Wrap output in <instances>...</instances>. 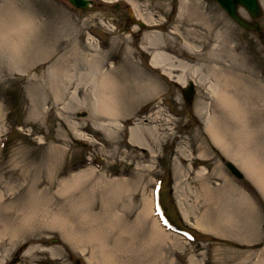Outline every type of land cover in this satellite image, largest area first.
Wrapping results in <instances>:
<instances>
[{"label": "rangeland", "instance_id": "374dc122", "mask_svg": "<svg viewBox=\"0 0 264 264\" xmlns=\"http://www.w3.org/2000/svg\"><path fill=\"white\" fill-rule=\"evenodd\" d=\"M260 1L264 8V0ZM184 3L193 5L184 7ZM18 10L34 16L37 28L27 36L29 45L21 62L13 58L6 39H0V231L6 230L0 239V262L5 254L30 245L40 250H25L20 256L25 264H98L99 258L92 259L90 249L81 252L73 248L47 220L46 201L40 202L28 181L46 179L57 169H71L65 178L90 170L96 181L116 180L131 190L120 197L104 196L103 192L105 201L119 205L116 211L124 230L108 235L110 231L104 228L108 237L141 231L149 221L146 218L140 227H134L143 209L141 202L145 196L153 198V187L160 183L165 215L193 236L187 240L170 234L157 244L135 239L130 256L115 257L118 263L264 264V193L240 166L243 180L230 173L226 163L233 160L213 143L205 127L212 109L218 106L213 92L218 77L235 72L264 87V32L259 35L241 29L214 0H95L89 11L75 8L68 0H0V21L12 25L10 17ZM135 14L153 24L140 30L132 21ZM260 22L264 28V15ZM116 24L118 29H114ZM158 26L168 35V42L177 46L172 64L198 67L185 73L188 81L197 82L192 102L183 98L175 82L180 68L168 66L172 72L168 77L164 70L154 74L149 54L138 50L145 35L159 31ZM4 30H0L2 36L8 33ZM98 42L106 50L102 51L105 65L97 66V72L90 69L88 59L101 51ZM187 43L194 54L183 50ZM130 45L138 51L134 66L122 59L131 57ZM108 56L117 60L114 71L123 85L119 101L125 110L120 117L126 122L122 126L124 122L117 120L113 126L119 128V139L108 138L96 128L95 123L103 122L99 114H93L99 94L87 77L90 72L112 69L113 60ZM63 72L69 76L64 77ZM146 80H157L159 87L152 88L153 94L144 93ZM201 107L207 110L201 111ZM143 112L156 118L152 125L161 135L157 144L151 139L153 154L129 141L131 123ZM256 145L264 153L263 137ZM176 167L183 173L176 174ZM198 171L204 174L212 201L204 199ZM120 173L124 174L115 176ZM18 175L28 182L5 188L8 180ZM141 178L151 185L146 195L142 186H135ZM6 199L11 202L1 205ZM8 236H13V241L9 242ZM52 248H56L54 256L49 252Z\"/></svg>", "mask_w": 264, "mask_h": 264}, {"label": "bare ground", "instance_id": "6f19581e", "mask_svg": "<svg viewBox=\"0 0 264 264\" xmlns=\"http://www.w3.org/2000/svg\"><path fill=\"white\" fill-rule=\"evenodd\" d=\"M191 5L184 3V7H190ZM10 20L12 25L10 23L6 24V21H0V30L5 31V28L8 29V33H3L4 36H2L0 31V39H6L7 46L14 56L13 58L21 62L24 60L23 55L25 48L29 45L27 36L37 28L36 19L34 16H30L18 10L12 13ZM168 40L167 34L162 33V31H153L145 35V41L142 42L141 48H138V50L141 49L142 54H149L151 66L156 70L153 71L154 74L163 72V70L164 75L172 74V72L167 69L168 66H177L180 68L181 73L175 77V80L183 86L188 81L185 73L189 70L196 71L198 67H191V65L184 62H175V65L172 64V53L176 50L177 46L168 42ZM183 47L185 53L189 52L194 54L190 44L187 43ZM104 54V52L98 50L97 55L90 56L88 59V63L91 64H89L90 69L92 68L93 70V68H95L98 72V67L105 65ZM137 54L138 51L131 45V57L129 59L127 57L122 59L126 63H129L130 66H134V59L137 57ZM112 57L114 56H108L107 59L110 60ZM116 67V64L112 63V69L108 71L101 72L100 74L89 71L90 73L87 74V77L91 78L96 94H99L98 103L95 105L93 114L97 116L99 114L98 117L103 120V122L95 123V126L99 131L103 132L111 139L120 138L119 128L114 129L113 126H115L118 119L122 118L120 115H122V111L125 110V106L119 101L123 85L114 71ZM83 75L85 74L83 73ZM63 76L68 77L69 75L63 72ZM218 79L217 85L213 89L215 97L218 98V106L212 109V113L209 116L207 113L208 119H206L207 123L205 125L206 132L223 154L232 159L236 165L244 169L254 184L264 193V153H262V149L258 148L256 145L258 139H262L263 137L264 141V87L260 83H256L252 78L236 75L235 72L218 77ZM154 87H159L157 80L152 82L146 80L143 83L142 89L144 88L143 91L146 94H153L152 88ZM202 110H207V107L206 109L205 107H201V111ZM217 112H219V118ZM154 119L156 118H150L149 121L152 122ZM137 125L138 124L134 125L130 129L129 141L135 147L145 148L147 152L153 154L154 148L152 147L151 139L157 144L161 139V135L156 132L154 126L140 128V126ZM148 139H150L149 142ZM55 149H59L58 151H61L63 154L67 153L65 151L62 152L63 148L55 147ZM51 158H53V156ZM52 160L53 159L50 160L51 163ZM51 167L52 166H48L47 170L51 171ZM176 168V174L183 173L181 168ZM201 169L204 172L206 171L204 174L208 173L206 168ZM197 174L200 176L197 178H201L202 181L201 192L205 196L204 199L207 202L212 201V192L202 178L204 174H202V171H198ZM91 175H93V171L84 170V172H79L59 180V178H61V169H57V171L51 174L49 173L46 179H40L38 181L34 178L28 180L31 181V186L35 190L34 192L36 195L40 198V202L46 201L44 206L47 207L49 211V214L46 216L47 220L59 229L60 233L68 239L73 248L81 252H84V249H90L92 252L91 258H99L98 264H121L115 261V257L125 259L126 256H130V246L135 242V239L142 243L157 244L158 242L163 243L165 237L170 235V233H165L161 230L155 222L151 223L148 221V225L144 223V225L141 226L142 220L146 218L149 220L150 214L153 212L152 201L145 196L141 202L143 204V209L134 222V227L141 226V231L136 234L130 233V235L122 232L118 233V235L111 234L108 237L113 231L119 232L120 230H124L119 226L122 224L119 223L120 216L118 217V215L120 213L116 211L119 209V205L112 206L111 202H107L108 199L105 201L103 192L104 196L120 197L125 194L127 195L131 190H129L126 184L122 186L119 181L104 180L103 183L96 181L94 176ZM144 179L141 178L139 183L137 179L135 181V186L137 184L138 188L142 186L144 194L146 195L149 186L148 183L146 185L143 183ZM25 181L28 182L27 179L18 175V178L13 177L8 180V183H6L7 185L4 182V185H6L5 188H7L9 185H21V183ZM123 182L127 183V181ZM94 189H99V191H95ZM94 192H96L97 196L94 195ZM99 192L100 195H98ZM2 195L3 193H0V197H2ZM98 196L99 198L101 197V201L99 199L98 201L95 200ZM7 200L8 199L4 200L1 205L11 202ZM10 205H12V203ZM41 208L42 206L40 210ZM222 214L223 213L220 212V215ZM202 223H204L205 227L210 226L207 221H200V224ZM2 226L3 225L0 223V228ZM104 228L106 231H110L108 235ZM146 228L149 230L147 235ZM4 232H6V230L3 232L0 231V239L4 237ZM34 250H40V248H38V246H32L30 251ZM55 251L56 248L49 249L52 256L56 254Z\"/></svg>", "mask_w": 264, "mask_h": 264}, {"label": "water", "instance_id": "95a60500", "mask_svg": "<svg viewBox=\"0 0 264 264\" xmlns=\"http://www.w3.org/2000/svg\"><path fill=\"white\" fill-rule=\"evenodd\" d=\"M77 7L87 8L88 1L86 0H70ZM219 4L227 11L230 17L237 22L241 27L248 31H257L262 32V28L260 27L258 22L249 23L244 20L238 13V8L241 6L252 16L254 20L259 19L263 12L260 7L258 0H217ZM184 97L188 100L193 99L194 86L191 84L190 87L184 89L183 91ZM227 167L233 172L237 177L242 178V173L236 168V166L230 162L227 163Z\"/></svg>", "mask_w": 264, "mask_h": 264}]
</instances>
